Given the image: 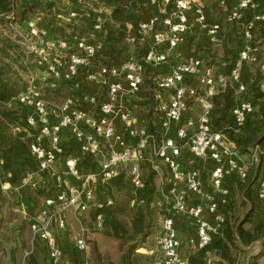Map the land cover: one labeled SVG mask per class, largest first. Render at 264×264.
I'll list each match as a JSON object with an SVG mask.
<instances>
[{
    "label": "built area",
    "instance_id": "built-area-1",
    "mask_svg": "<svg viewBox=\"0 0 264 264\" xmlns=\"http://www.w3.org/2000/svg\"><path fill=\"white\" fill-rule=\"evenodd\" d=\"M211 1L148 0L155 11L127 26L131 47L118 66L94 63L107 37L110 11L92 10L96 15L91 33L84 36L56 37L29 24V37L35 39L31 51L41 70L39 83L30 80L7 107L16 103L25 110L23 122L10 128L11 135L26 144L34 164L22 186L35 189L44 183L43 175L52 181L29 225L32 240L44 244L50 264H95L87 238L90 232L106 229L103 214L89 227L81 225L67 249L60 240L69 228L68 214L82 217L90 208L111 207L112 199L99 195V189L123 172L131 187L130 207L142 205L148 177L140 165L152 164L146 152L169 174L159 190L166 207L149 252L152 264H188L180 230L190 229L184 245L193 251L220 237L227 226L232 186L257 168L254 205L264 213V148L256 144L241 155L211 125L214 98L231 88L236 96L231 129L240 136L248 134L247 122L256 107L246 97L244 79L247 67L256 63L257 50L251 44L264 22V8L257 0H236L223 28L206 17L205 6ZM85 16L73 10L59 26ZM229 29L241 34L244 48L227 73L215 71L203 52L179 53L188 36L196 33L204 35L210 47H221ZM59 84L73 94L50 105L42 89L55 90ZM70 140L82 156L98 158L93 171L84 172L78 158L67 153ZM205 171L207 183L201 178ZM9 188V183L1 185V190Z\"/></svg>",
    "mask_w": 264,
    "mask_h": 264
},
{
    "label": "rangeland",
    "instance_id": "rangeland-1",
    "mask_svg": "<svg viewBox=\"0 0 264 264\" xmlns=\"http://www.w3.org/2000/svg\"><path fill=\"white\" fill-rule=\"evenodd\" d=\"M53 3L51 9L41 8L29 13L26 21L19 19V13L15 10L8 16L0 18V48L5 49V55H1V59L4 64L11 66V71L14 73L10 78L16 80L21 88L20 92L24 91L28 86V82L32 79L35 83H39L41 70L35 63L34 54L31 51L35 39L29 37V24L33 23L38 27L46 28L56 37L70 38L75 35H88L91 33V18L96 13L92 10L104 9L109 11L101 1H78L76 4L71 3L69 0H48ZM223 2V3H221ZM227 3L224 0H215L208 2L205 6V14L209 22L219 23L225 27L224 20L229 12ZM76 10L81 15L85 16L79 18L76 22H70V26L61 25L59 22L66 19L69 12ZM91 11V13H90ZM1 17V16H0ZM65 22V21H64ZM109 22V25L105 24V28L114 26ZM107 22V24H108ZM68 24L69 22H65ZM197 39L200 40L198 44L200 49H203L205 62L217 66L220 70L227 68L229 64V41L221 47H210L206 41L204 35L201 33L196 34ZM238 35H235V39ZM239 37V36H238ZM229 39V38H228ZM259 39V38H257ZM257 41V40H256ZM199 42V41H198ZM224 46L226 48L224 49ZM199 50V48H198ZM10 56V57H9ZM260 60H263L264 50L260 52ZM13 58L14 62L11 61ZM95 64H103V58L96 56L94 60ZM222 67V68H221ZM258 66H252L247 68L249 76H255L258 72ZM15 75V76H14ZM261 86L264 87V78H261ZM43 99L50 105H59L65 98L72 95L68 87L63 84H59L55 90L42 89ZM262 106V102L256 103L255 118L259 119V110ZM260 120V119H259ZM15 125V124H14ZM11 128V126H10ZM25 154L22 155L21 160L25 162L27 157H30L25 149ZM146 158L152 161V164L145 161L140 165L142 173L147 177L153 178V184L155 188L151 192L149 198V205L144 207V213L147 217L146 229L144 237H136L134 240L131 238L134 236L133 221L137 213V207H130L129 200L131 197V187L128 181L124 180L120 185H109L105 188L99 189L102 195L110 197L113 201V205L108 210L112 213L110 218L114 217L121 225L122 231L125 233L124 239L115 238L112 235L110 226L102 232H90L88 234L87 243L89 248V255L95 264H104L110 262L113 264H125L121 262L122 256L127 255L132 245H135L133 253L128 254V264H152V258L149 252L155 247V240L159 233L160 222L165 215L164 199L160 196L159 190L162 187L161 183L165 182L169 177L166 167L161 163H157L152 156L146 152ZM1 165V163H0ZM155 169V170H154ZM24 170H27L24 169ZM27 170L26 173H29ZM254 175V171L250 172ZM124 174V172H123ZM209 174L207 171L201 173V178L207 183ZM21 177L15 184L10 185L8 190L0 189V264H28L29 258L33 253L41 257V246L36 240H32L29 231V225L34 213H29L25 210V199L34 201L35 210L41 205L42 197L50 187V185L40 183L35 189L29 186H22ZM72 180L67 179L66 183H71ZM8 183L5 181V177L0 174V184ZM164 183V184H165ZM240 184L238 181L234 183ZM0 185V188H1ZM104 187V186H102ZM165 192V187H163ZM42 196V197H41ZM241 196L245 198L243 194L237 195L234 198L235 212L231 217L230 225L235 226L238 222H242L246 211L251 209L249 200L243 201ZM242 201V202H241ZM244 202V203H243ZM159 203L160 206H155ZM245 204V205H244ZM95 217V209L90 208L82 217L77 214L70 213L68 217L69 228L64 234V239L68 238L70 241L72 237L77 234L81 225L90 226ZM109 217V216H107ZM254 216H252L253 218ZM252 218L243 225L244 229H248L254 226ZM108 220V218H107ZM223 238V236H222ZM40 247V250H39ZM243 246L238 242L234 246H230L229 256L232 264H236L237 257L243 256ZM190 249L185 245L182 248V254H187ZM126 258V256H125ZM218 259L211 255H208L207 264H213Z\"/></svg>",
    "mask_w": 264,
    "mask_h": 264
},
{
    "label": "trees",
    "instance_id": "trees-1",
    "mask_svg": "<svg viewBox=\"0 0 264 264\" xmlns=\"http://www.w3.org/2000/svg\"><path fill=\"white\" fill-rule=\"evenodd\" d=\"M69 1H71L73 4H76L78 1L82 0ZM99 1H101V4L109 9V21L114 27L111 29V27L107 26V37L103 47L97 53V56L103 58V64L105 66H118L121 62L123 53L131 47L126 42L127 26L136 23L140 19H145L147 16H149L150 11H155V9L150 6L148 0ZM224 1L227 3V8L229 10L236 2V0ZM257 1L260 3L261 7L264 8V0ZM52 7L53 3L48 2V0H0V18L2 19L3 17L8 16L15 10L19 13L18 15L20 22H23L26 21L28 14L34 10L41 8L51 9ZM106 25H109V22ZM238 36L235 39L233 37L229 38L224 43V45L226 44L227 46V42L229 41V64L227 68H223V72L225 73H227L230 69L232 58L235 56V54L243 49L244 43L242 41V37L239 34ZM257 38L264 42V22L258 26ZM226 46H224V49ZM5 51V49L0 48V57L1 55L6 54ZM136 54L138 56L142 55L141 52H137ZM259 55L260 53L257 54L256 63L254 65L258 66L259 69L257 75L253 77L249 76L248 73L245 75L244 80L246 84V97L255 103V107L258 101L262 102V106L259 110L260 120L255 118V113L249 118L247 122V128H249V130L246 136L234 134L231 129L232 121L230 114L236 102L234 90L227 88L225 92L219 94L216 98H214L213 101L214 108L211 116L212 127L221 131L229 141L233 142L241 155H245L248 152V149L256 144H259L264 148V90L261 89L260 81L262 77L264 78V70L262 69V66L264 65V57L263 60H260ZM11 61L14 62L13 58ZM13 74L14 73L11 71V66L4 64L3 60L0 58V174L5 177V181L11 185L15 184V182H17L21 177H25L27 170L32 171L34 168V164L29 153L27 155H29L30 160L28 157L25 162L21 160L22 155L25 154V149H27L26 144L21 142L17 137L12 136L10 132V126L22 123L25 118V110L16 103H12L11 107L9 108L7 107V104L10 103L11 100L14 99L21 90L18 82L10 78ZM74 147L75 145L73 140H70L67 153L78 158L79 166L84 172L93 171L97 166L98 158L82 156L78 152V149ZM26 168L27 170H24ZM259 170L260 168H257L254 172V175L250 173L246 181H238L240 184L237 183L236 185L232 186V199L229 206V214L227 215L226 228L223 230L220 237H216L211 242V244L204 249L197 251L190 250L187 252V254L184 253L188 264H207L208 255L218 259L213 264H232L229 251L230 246H234L236 242H238L243 247H247L255 241H260L263 246L261 253H264V223L255 227H250L248 229L243 228V225L248 222L258 210L254 205V194ZM43 178V184L51 185L47 175H43ZM123 179L124 174L120 173L118 177L110 181L105 186H109L111 184L114 186L120 185ZM105 186L102 188L104 189ZM154 188L155 184H153V178L148 177L146 181V187L140 195L141 199H143V203L136 208L137 213L133 221L134 236L131 238L132 240L138 236H145L147 217L144 213V207L149 205L148 200ZM241 194H243L245 198L249 200L250 204L252 205L251 209L246 211L242 222H238V224L235 226L230 225L229 222L228 226V219L230 221L235 212L234 198L235 196ZM108 209L109 208H105L104 210H95V217L97 214L102 213L106 225L110 226L112 235L115 236V238L124 239L125 233L122 231L121 225L116 220V218H110L112 213ZM66 239L65 248L70 249L71 241L68 238ZM36 241L41 245L42 242L39 240ZM134 248L135 245H132L127 253H133ZM128 254L125 255L126 258L125 256H122V263L128 264ZM28 264H42L39 254L37 256L36 253H33L29 258ZM104 264L113 263L105 262Z\"/></svg>",
    "mask_w": 264,
    "mask_h": 264
},
{
    "label": "crops",
    "instance_id": "crops-1",
    "mask_svg": "<svg viewBox=\"0 0 264 264\" xmlns=\"http://www.w3.org/2000/svg\"><path fill=\"white\" fill-rule=\"evenodd\" d=\"M196 34H190L188 36L186 42L179 48V53L182 56L199 55V54H201V52H203V49H200V47L198 45L200 43V40L197 39ZM236 34L238 35L239 33L235 30L229 29V35L226 38V40L228 38L234 37ZM239 35H241V34H239ZM257 35H258V30H256V32H255V39L252 42L251 46L257 50V54H258L261 52V50H264V42L257 39ZM242 41L244 43L243 38H242ZM198 48H199V50H198ZM243 48H244V46H243ZM237 54H235V56L232 58L231 63H230V67H231L232 61L234 60V58L236 57ZM254 65L255 64H253L247 68H250ZM214 69H215V71H218V72L223 71V68L220 70V68L218 69L217 66L216 67L214 66ZM262 69L264 70V65L262 66ZM41 205H42V203H41ZM41 205L35 210L34 206L36 207V205L34 204V201H32V200L29 201V199H25L24 208L27 212L33 213L35 211L37 212L40 209ZM69 214H68V217H69ZM253 216L254 217L252 218V220H253V222L255 221L254 227L259 225V224L264 223V213L263 212L261 213L260 210H257ZM179 234L182 238L183 246H185L184 244L186 242V238H187L186 236L188 234H192V233L190 232V229H188V230H180ZM30 236H31V233H30ZM31 239H32V236H31ZM66 240L67 239L63 238L62 241L60 240V243L65 246ZM40 246H41V250H40V252H41V263L42 264H50V262L48 260V256H47V251H46L44 244L41 243ZM262 250H263V246H262V243L260 241H255V242L251 243L249 246L243 247L242 251L244 254L242 257L241 256L237 257L236 264H264V253H261Z\"/></svg>",
    "mask_w": 264,
    "mask_h": 264
}]
</instances>
